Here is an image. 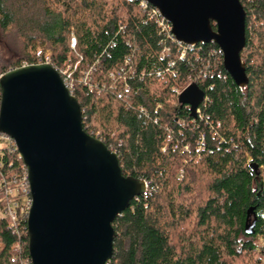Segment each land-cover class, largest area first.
I'll return each mask as SVG.
<instances>
[{
    "label": "trees",
    "instance_id": "obj_1",
    "mask_svg": "<svg viewBox=\"0 0 264 264\" xmlns=\"http://www.w3.org/2000/svg\"><path fill=\"white\" fill-rule=\"evenodd\" d=\"M239 1L245 91L215 44L175 42L141 0H0V74L48 53L85 132L147 185L112 223L107 264H264V0ZM190 84L195 117L177 100ZM1 161L0 186L23 173L13 148ZM27 241L25 218L0 217V264H30Z\"/></svg>",
    "mask_w": 264,
    "mask_h": 264
},
{
    "label": "water",
    "instance_id": "obj_2",
    "mask_svg": "<svg viewBox=\"0 0 264 264\" xmlns=\"http://www.w3.org/2000/svg\"><path fill=\"white\" fill-rule=\"evenodd\" d=\"M142 1L170 25L177 43L215 44L225 72L245 91L239 0ZM177 100L195 117L204 93L190 84ZM0 134L12 138L27 172L30 264H107L116 239L112 223L147 185L124 176L116 153L85 132L77 100L51 65H23L1 75Z\"/></svg>",
    "mask_w": 264,
    "mask_h": 264
},
{
    "label": "built area",
    "instance_id": "obj_3",
    "mask_svg": "<svg viewBox=\"0 0 264 264\" xmlns=\"http://www.w3.org/2000/svg\"><path fill=\"white\" fill-rule=\"evenodd\" d=\"M139 6L145 9L147 4L141 0ZM152 15L158 16L159 13L156 9L152 11ZM157 24L162 31L167 30L170 33V25L166 23L162 17H156ZM171 38L174 40L173 36L170 33ZM175 41V40H174ZM176 42V41H175ZM72 46H74V39H72ZM191 47V46H190ZM49 54L46 53L43 62L40 60L39 64H48ZM63 74L62 73H59ZM2 74H0L1 77ZM67 78V77H66ZM63 79V82L70 90L71 85L67 84V79ZM182 91L178 92L179 95ZM205 101V96L204 100ZM199 114V109L196 110V115ZM7 148L11 150L12 148L16 151L14 141L7 135L0 134V167L2 166V150ZM176 145L172 147V151L176 150ZM187 146L184 147V150H187ZM167 148H162V152H166ZM31 207V197L30 189L28 183V177L25 167L23 166V173L19 177H14L11 181L7 182L4 179L2 180V186H0V210L2 212V217L8 220L9 226L16 231L17 224L19 219L25 218L27 220L28 212Z\"/></svg>",
    "mask_w": 264,
    "mask_h": 264
},
{
    "label": "rangeland",
    "instance_id": "obj_4",
    "mask_svg": "<svg viewBox=\"0 0 264 264\" xmlns=\"http://www.w3.org/2000/svg\"><path fill=\"white\" fill-rule=\"evenodd\" d=\"M63 74H65L66 76H68V71H67V69H63ZM3 215H2V212H1V210H0V217H2ZM256 245H257V253H259V250L261 249V248H263L264 247V243L262 242V240L261 239H258L257 241H256ZM257 253H255L254 254V258L255 259H257V258H259L260 256H259V254H257ZM264 259V258H263Z\"/></svg>",
    "mask_w": 264,
    "mask_h": 264
}]
</instances>
